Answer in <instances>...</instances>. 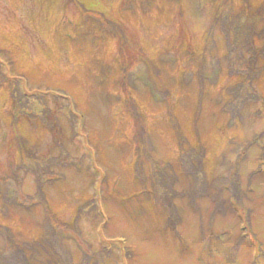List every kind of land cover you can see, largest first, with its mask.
Returning <instances> with one entry per match:
<instances>
[{
	"label": "rangeland",
	"instance_id": "1",
	"mask_svg": "<svg viewBox=\"0 0 264 264\" xmlns=\"http://www.w3.org/2000/svg\"><path fill=\"white\" fill-rule=\"evenodd\" d=\"M247 1L251 10L258 8L255 23L264 28V0ZM127 2L0 0V64L6 65L8 60L13 63L11 75H23L18 78L19 85L23 82V95L49 91L51 94L45 98L54 112L60 103L52 94L65 91L86 115V147L90 148L86 153L82 134L73 137L74 129L61 113L57 114L53 133L43 128L33 130L29 122L16 125L18 133L33 143L39 142L41 156L57 154L60 147L55 141L60 138V146L76 162L74 167L63 170L64 181L46 189L50 213L42 205L28 210L15 207L9 209L7 218L0 201V224L10 227L22 241L40 238L47 216L53 226L57 225L55 220L70 224L78 207L92 197L94 181L102 168L107 176L103 195L106 227L97 228L101 219L90 220L93 213L83 216L79 228L84 243L63 229L71 237L64 243L75 263L81 254L79 247L89 245L97 252L101 241L112 253L105 264H264V135L258 136L264 130V120L255 116L260 106H244L242 121L232 127L227 125L228 117L220 111L225 99L215 104L214 98L222 87L231 84L226 74L228 61L224 59L225 69L217 87L206 86L200 94L201 101L195 82L190 86L179 83L187 67L193 69L185 52L187 47L199 53L197 58L207 61L213 59V54L221 58L224 53L226 45L220 41L218 31L208 41L220 0H145V14L137 0L130 8ZM233 5L235 13H239L243 0H233ZM84 10L102 12L113 21L121 19L129 35L154 63L166 49L179 45L182 48L180 56L176 54L177 63L160 67L161 78L171 92L176 130L166 105L156 101L150 89L138 83L137 89L131 91L154 147L150 154L153 165L144 157L139 159L141 154L133 142L135 123L123 103L112 98L118 94V89H112L119 73L117 43L111 38L100 40L97 35L83 37L82 21L94 15H85ZM204 42L214 44L216 50L211 48L202 54ZM124 54L132 58L130 53ZM103 66H109L106 79L99 74ZM100 79L105 81L103 86ZM256 89L264 98V76ZM119 97L125 101L123 88ZM8 105V90L0 89V178L16 170L22 191L34 195L33 176L18 168L21 159L16 145L7 146L14 129ZM33 113L39 114L37 109ZM176 132L192 148L204 147L205 176L201 182L186 177L178 165ZM137 164L144 183L137 177ZM94 172L96 176H92ZM167 182L174 183L170 190L164 184Z\"/></svg>",
	"mask_w": 264,
	"mask_h": 264
},
{
	"label": "trees",
	"instance_id": "2",
	"mask_svg": "<svg viewBox=\"0 0 264 264\" xmlns=\"http://www.w3.org/2000/svg\"><path fill=\"white\" fill-rule=\"evenodd\" d=\"M71 1L69 0V2ZM132 1L128 0V8L133 5ZM137 2L139 6L141 5L142 12L144 14L147 13L145 0H137ZM228 2H231V4ZM122 6L120 8L121 14L123 13ZM250 6L247 0H243L240 12L235 13L233 0H220L218 7H216L218 10H215L213 16L215 19L208 30V41L217 31L219 32L220 41L226 45L222 57L216 58V54H213V59L207 61L203 58H197L195 55L199 53L195 49L187 47L185 52L193 63V69L187 67L179 80L181 86H190L195 82L199 86V101H201L200 94H203L206 86H210L211 88L217 87L220 75H222L225 69L222 66V60L228 61L226 74L231 84L222 87L221 91H218L214 98H216L215 104H221L225 99L220 111L227 115V125L231 127L235 125V122L242 121V110L248 104L259 105L260 107L256 110L255 116L264 120V98L256 89L257 84L264 76V28H262V25L259 28L255 23L256 13L259 11L258 8L254 7L251 10ZM84 12L85 15L90 13L94 15L92 17H85L84 21H82L86 29L82 31L83 37L97 35L96 37H99L100 40L111 38L117 43L118 57L116 63L118 64L119 73L116 76L117 79L115 78L113 81L112 89H118V94L117 96L114 94L112 97V93H109L108 97H112L123 103V107L130 114L136 126L133 142H135L136 151L141 154L139 159H143L144 157L146 161L153 165L154 160L150 158V154L154 151V147L149 139V131L143 113L133 99L131 91L137 89L138 83L150 89L152 97L156 101L166 105L167 115H169L172 124L176 126L177 122L172 111L171 92L166 87L165 81L163 82L161 78L160 67L168 63H177V58L180 56L182 48L179 45V47H173L171 50L166 49L165 52L159 55L156 63H154L143 52L137 40L132 35H129L121 19L113 21V19L107 18L102 12H95L93 10H84ZM123 19L126 20V18ZM209 43L207 45L204 42L202 54L205 53V50L208 51L211 48L216 50V46L214 47V44L212 45L211 43L209 46ZM219 51L221 52V50ZM124 52L130 53L132 58H127ZM176 54L179 56H176ZM219 56L220 54L218 53ZM135 61H137V64L134 65ZM12 66L13 63L8 60L6 61V65L0 64V89L8 90L10 105L7 108L10 118L12 117L11 122L14 128L12 139L9 140L7 146L11 148L16 145L21 159V164L18 165V168L24 174H31L33 176L36 190L34 195L25 194L22 191L21 185L17 184V181L20 183L22 181L20 175L12 168L11 176L8 173L4 177H1L0 201L2 213L7 218L10 216V214L7 215L9 209L15 207H22L28 210L30 207L42 205L46 213H50L46 201V189L57 184V182L64 181L63 170L74 167L76 162V159H72L64 148L60 146V138L55 141L56 145L60 147L57 154L50 153L48 157L41 156L37 148L39 142L33 143L23 134L18 133L15 129L16 125H21L23 122L28 125L30 123L29 126L33 130L43 128L53 133L57 127V114L61 113L66 117L72 129H74L73 137L82 134L83 140H81V143L85 147V152L90 151V148L86 147L89 142L85 134L84 118L86 115L78 110L77 104L72 98L63 90L54 92L55 95L52 94L54 100H56L57 104L60 103L56 107V112H54L47 105L45 98L50 93L49 91L41 93V95L33 93L29 97L23 95L21 91V84L23 82L20 81V85L18 83V80L23 78V75H11L10 69H12ZM108 68L109 66L99 68V74L103 79H106ZM103 79H100V82L98 81L101 86L105 83ZM121 88L126 93L125 101L119 97ZM34 109H37L39 114L35 115L33 113ZM173 129L176 130L177 128ZM263 135L264 130L258 136ZM176 136L180 151L178 157L179 166L183 168L186 177L191 178L197 183L201 182L204 177V147L199 145L198 148L194 149L179 132H176ZM29 141L34 146H31ZM185 145L188 147L185 148ZM44 149L45 147L41 149V152ZM91 154L92 152L88 153V155ZM99 171L101 175L97 176L94 181V193L92 197L78 207L76 215L70 224L55 220L57 225L53 226L47 221V216L43 228L41 225L42 234L39 235L40 238L34 241L19 240L10 227L0 224V240L3 242L0 245V264H105L112 257V253L101 244V241L99 251L97 252L93 251L89 245H85L86 247L83 248L79 247L81 254L78 263H75L73 255L64 243L66 239H70L71 237L68 235V232L63 230L67 228L69 232L83 242L79 221L83 216H90L92 213L95 216L90 220L95 222L96 219H101L100 222L98 221L97 228L99 229L100 226L102 229L106 227L103 195L105 193L107 176L102 168ZM140 171L141 168L137 164V177L144 183V180L139 175ZM92 176H96V173L94 172ZM167 183L164 184L170 190L174 183ZM94 218L95 220H93Z\"/></svg>",
	"mask_w": 264,
	"mask_h": 264
}]
</instances>
